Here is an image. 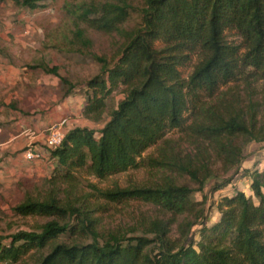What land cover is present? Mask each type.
<instances>
[{
    "label": "trees",
    "instance_id": "obj_1",
    "mask_svg": "<svg viewBox=\"0 0 264 264\" xmlns=\"http://www.w3.org/2000/svg\"><path fill=\"white\" fill-rule=\"evenodd\" d=\"M11 1L37 9L44 0ZM136 12L141 22L125 29ZM71 13L76 52L84 54L92 46L79 23L124 41L114 64L95 56L102 70L86 85L84 116L100 123L113 92L124 88L125 98L102 129L68 130L62 145L48 151L54 170L44 181L47 189L37 198L27 196L13 211L21 218L50 220L34 230L0 236V264H264V171H243L253 178L252 196L239 190L222 196L217 203L221 217L211 227L206 209L198 210L204 203L193 197L216 178L213 157L225 176L205 202L240 175L246 147L264 143L254 103L247 111L239 98L208 103L229 84L251 88L264 81V0H145L142 8L129 0H91ZM227 31H236L241 42H229ZM193 55L198 64L184 79L180 68ZM34 69L58 78L65 97L76 88L57 67L40 63ZM175 131L194 145L192 153L178 152L176 143L165 139ZM159 143L158 156L145 158ZM141 166L188 176L199 188L170 176L152 187L90 185L88 197L117 204L140 200L170 216L127 232L106 229L95 217L100 207L80 204L86 198L78 195L81 174L102 181ZM180 216L184 220L176 223ZM174 224L175 239L170 236ZM196 228L201 230L198 242L192 235Z\"/></svg>",
    "mask_w": 264,
    "mask_h": 264
},
{
    "label": "rangeland",
    "instance_id": "obj_2",
    "mask_svg": "<svg viewBox=\"0 0 264 264\" xmlns=\"http://www.w3.org/2000/svg\"><path fill=\"white\" fill-rule=\"evenodd\" d=\"M88 1L91 0H44L41 7L37 9L18 6L11 0L0 4V74L6 70L5 67L8 65L15 66L18 78L22 79V83H18L19 92L25 91V89L38 92H56L57 86L50 84L54 76L47 75L40 69H34L40 63H45L51 68L57 67L60 75L76 87L70 96L73 98L83 96L85 98L87 83L100 75L102 70V64L96 61L95 56L106 58L110 64H114L124 44L123 39L116 34L110 35L95 31L88 28L86 24L79 23V27L85 31L86 38L92 41V46L90 49H86L84 54L76 52V48L71 46V41L74 40L73 34L76 31V18L71 11H74L81 3ZM129 1L137 8H142L145 2V0ZM140 22L141 17L136 12L124 25V28L131 30ZM226 37L229 42L236 44L241 42L236 31H227ZM162 46L161 42L156 43L157 49H161ZM198 61V55H193L188 64L180 68L184 79L189 78ZM46 76L53 78L48 80L49 84H46L47 82L44 79ZM25 80H28V82H25ZM55 80L60 83L58 78ZM58 89L61 90L60 86ZM123 90L124 88L116 89L107 99L106 113L102 122L95 123L88 120L84 115L78 117L72 115L66 119L68 122L71 120L80 121L82 125H86L89 121L91 128L102 129L112 112L125 98ZM233 98H239L242 107L246 111L250 108L251 103H254L258 120L261 124H264V81L253 84L251 88H248L242 82L229 84L221 89L219 95L213 101L208 103L216 104L218 101H230ZM47 103L49 104L48 101ZM74 125H79V123ZM165 139L176 143L177 151L184 155L194 151V145L181 132L169 133ZM161 145L162 143H159L150 148L144 154V157H157ZM41 160L49 164L52 171L54 170V163L51 160L48 161L45 158ZM211 170L216 178L207 185L205 191H198L193 196L198 203H204L198 210L201 208L206 209L209 227L215 225L221 217L217 203L222 196L230 195L237 190L244 191L252 196L253 178L245 176L243 171H264V143L249 144L246 147V159L242 164L240 175L228 188L214 194L208 202H205V196L210 195L213 188L221 183L222 178L225 176L222 163L215 157L211 160ZM49 171H46L48 174L42 172L41 176L33 174L30 177H21L17 182L13 178L0 182V236L9 237L19 231L34 230L50 220L43 217L21 218L16 216L13 211L17 205L25 201L27 196L37 198L47 189L44 181L50 177ZM166 176L175 178L180 185L189 184L193 188H199L188 176H180L166 170L150 169L142 166L102 181L83 173L80 176L78 195L86 198L81 200L80 204L84 205L89 202L100 207L95 212V217L100 220V223L106 229H122L127 232L130 228L144 221L168 220L170 216L162 213L158 207L140 200H130L117 204L88 197L93 193L90 185H95L104 190L116 186L121 188L152 187L162 183ZM254 201L258 202V199L254 198ZM184 218L185 216H180L176 223H182ZM190 220H195L194 215L190 217ZM177 226L178 224L172 226L170 236L173 239L178 237ZM200 233V228H196L192 234L197 242L200 240Z\"/></svg>",
    "mask_w": 264,
    "mask_h": 264
},
{
    "label": "crops",
    "instance_id": "obj_3",
    "mask_svg": "<svg viewBox=\"0 0 264 264\" xmlns=\"http://www.w3.org/2000/svg\"><path fill=\"white\" fill-rule=\"evenodd\" d=\"M5 68L0 74V182L12 178L17 182L19 178L33 174L41 176L47 170H50L51 176L53 171L49 164L43 160L27 161L24 152L32 147L41 151L49 161L50 154L45 148L47 130L64 118L84 115L86 95L85 98L65 97L62 90L58 89L60 83L55 80L57 78L51 76L44 79L46 84L53 79L50 84L57 86L56 92L26 89L19 92L18 83H22V79L18 78L16 67L8 65ZM50 101L53 102L51 105ZM77 123L79 125H74ZM89 123L82 125L80 121L71 120L69 130L77 127L91 128Z\"/></svg>",
    "mask_w": 264,
    "mask_h": 264
},
{
    "label": "built area",
    "instance_id": "obj_4",
    "mask_svg": "<svg viewBox=\"0 0 264 264\" xmlns=\"http://www.w3.org/2000/svg\"><path fill=\"white\" fill-rule=\"evenodd\" d=\"M68 128L69 122L66 118L49 127L45 141V148L47 151L54 150L62 145L69 130ZM24 157L27 161H36L44 158V154L30 147L24 152Z\"/></svg>",
    "mask_w": 264,
    "mask_h": 264
}]
</instances>
